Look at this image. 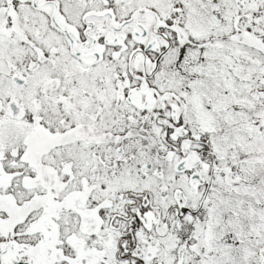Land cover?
<instances>
[{"label":"snow or ice","instance_id":"6c2138e0","mask_svg":"<svg viewBox=\"0 0 264 264\" xmlns=\"http://www.w3.org/2000/svg\"><path fill=\"white\" fill-rule=\"evenodd\" d=\"M0 264H264V0H0Z\"/></svg>","mask_w":264,"mask_h":264}]
</instances>
